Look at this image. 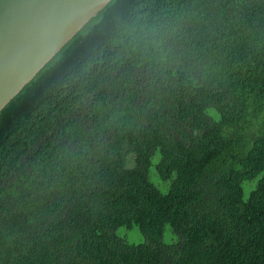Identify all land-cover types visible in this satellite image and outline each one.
I'll return each instance as SVG.
<instances>
[{"label": "trees", "instance_id": "obj_1", "mask_svg": "<svg viewBox=\"0 0 264 264\" xmlns=\"http://www.w3.org/2000/svg\"><path fill=\"white\" fill-rule=\"evenodd\" d=\"M0 264H264V0L85 23L0 111Z\"/></svg>", "mask_w": 264, "mask_h": 264}, {"label": "water", "instance_id": "obj_2", "mask_svg": "<svg viewBox=\"0 0 264 264\" xmlns=\"http://www.w3.org/2000/svg\"><path fill=\"white\" fill-rule=\"evenodd\" d=\"M110 0H0V111Z\"/></svg>", "mask_w": 264, "mask_h": 264}, {"label": "rangeland", "instance_id": "obj_3", "mask_svg": "<svg viewBox=\"0 0 264 264\" xmlns=\"http://www.w3.org/2000/svg\"><path fill=\"white\" fill-rule=\"evenodd\" d=\"M153 179L154 176L152 180ZM115 234L129 243L141 244L144 241V237L136 227H133L132 229L119 228L116 230Z\"/></svg>", "mask_w": 264, "mask_h": 264}]
</instances>
